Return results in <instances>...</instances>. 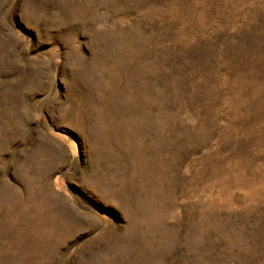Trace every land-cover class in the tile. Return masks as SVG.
<instances>
[{"label":"rangeland","instance_id":"rangeland-1","mask_svg":"<svg viewBox=\"0 0 264 264\" xmlns=\"http://www.w3.org/2000/svg\"><path fill=\"white\" fill-rule=\"evenodd\" d=\"M0 264H264V0H0Z\"/></svg>","mask_w":264,"mask_h":264}]
</instances>
